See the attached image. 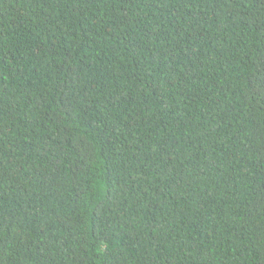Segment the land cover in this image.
<instances>
[{
  "label": "trees",
  "instance_id": "obj_1",
  "mask_svg": "<svg viewBox=\"0 0 264 264\" xmlns=\"http://www.w3.org/2000/svg\"><path fill=\"white\" fill-rule=\"evenodd\" d=\"M0 264H264V0H0Z\"/></svg>",
  "mask_w": 264,
  "mask_h": 264
}]
</instances>
